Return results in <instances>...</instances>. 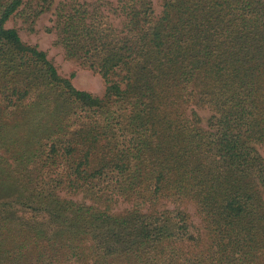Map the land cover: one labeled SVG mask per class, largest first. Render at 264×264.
<instances>
[{"label":"trees","instance_id":"1","mask_svg":"<svg viewBox=\"0 0 264 264\" xmlns=\"http://www.w3.org/2000/svg\"><path fill=\"white\" fill-rule=\"evenodd\" d=\"M0 0V264H264V0L60 2L77 87Z\"/></svg>","mask_w":264,"mask_h":264},{"label":"rangeland","instance_id":"2","mask_svg":"<svg viewBox=\"0 0 264 264\" xmlns=\"http://www.w3.org/2000/svg\"><path fill=\"white\" fill-rule=\"evenodd\" d=\"M151 1L155 12L159 13L161 1ZM60 2L67 4L71 2L83 3L90 9L93 5L99 4L97 8L102 13L107 14L109 20L115 25H120L122 19L121 14L113 11L118 0H53L50 6L40 12L35 19H25L19 13H16L11 16L7 23L16 26L25 41L35 43L45 49L62 75H69L71 71H75L72 81L77 87L99 94L104 90L103 77L98 72L65 57L62 47L55 43L56 31L53 24L56 18V8Z\"/></svg>","mask_w":264,"mask_h":264}]
</instances>
